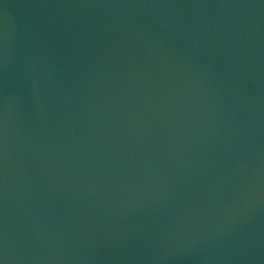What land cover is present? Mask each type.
<instances>
[{
	"label": "water",
	"instance_id": "water-1",
	"mask_svg": "<svg viewBox=\"0 0 264 264\" xmlns=\"http://www.w3.org/2000/svg\"><path fill=\"white\" fill-rule=\"evenodd\" d=\"M0 264H264V0H0Z\"/></svg>",
	"mask_w": 264,
	"mask_h": 264
}]
</instances>
